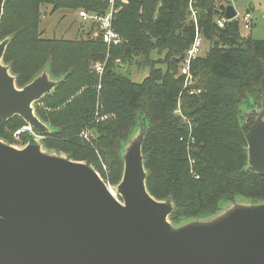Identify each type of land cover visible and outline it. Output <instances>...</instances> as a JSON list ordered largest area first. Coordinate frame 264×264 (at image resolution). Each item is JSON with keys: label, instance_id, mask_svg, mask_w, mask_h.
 I'll list each match as a JSON object with an SVG mask.
<instances>
[{"label": "trees", "instance_id": "trees-1", "mask_svg": "<svg viewBox=\"0 0 264 264\" xmlns=\"http://www.w3.org/2000/svg\"><path fill=\"white\" fill-rule=\"evenodd\" d=\"M189 3L116 0L115 6L122 10L114 26L125 40L109 52L101 34L80 40L49 39L40 30L43 4L52 5L53 11L82 8L102 14L109 8L107 1L7 0L0 23V39L11 38L4 62L20 86L47 66L54 77L62 78L36 106L40 118L54 128L53 133L34 130L50 136L45 140L48 147L88 162L106 181L117 184L124 168L123 143L139 118L148 121L143 143L147 186L157 199L174 201V222L214 213L224 199L264 200V175L245 170V132L251 120L242 121L239 109L250 97L258 107L264 103V39L253 36L255 24L251 33L243 34L238 19L219 27L226 1L196 0L209 50L193 62L194 85L201 92L190 95L183 90L184 77L179 73L195 35ZM154 50H165L166 59L155 60ZM135 56L149 67L141 82L120 71L122 63ZM98 61H107L101 80L94 69ZM98 103L102 112L115 117L96 123ZM179 106L183 116L192 120L191 126L183 122ZM26 125L20 116L0 121V138L14 143V133ZM86 128L96 135L93 145L81 136ZM191 128L196 144L189 147L181 137L187 139ZM22 136L29 138L28 133ZM100 158L108 165V174Z\"/></svg>", "mask_w": 264, "mask_h": 264}, {"label": "water", "instance_id": "water-1", "mask_svg": "<svg viewBox=\"0 0 264 264\" xmlns=\"http://www.w3.org/2000/svg\"><path fill=\"white\" fill-rule=\"evenodd\" d=\"M225 16H237L233 4ZM10 39H0V121L20 116L33 131L53 133L36 104L62 78L47 66L20 86L4 62ZM247 114L245 170L264 175V103ZM145 134L146 126L137 128L123 143L116 185L42 140L18 147L0 138V264H264V200L235 197L174 222V201L147 186Z\"/></svg>", "mask_w": 264, "mask_h": 264}, {"label": "rangeland", "instance_id": "rangeland-1", "mask_svg": "<svg viewBox=\"0 0 264 264\" xmlns=\"http://www.w3.org/2000/svg\"><path fill=\"white\" fill-rule=\"evenodd\" d=\"M103 1H107L109 3V8H108V10H106V12L109 11L111 8H114L116 10L115 15H116V19H117V15L122 10V7L117 8L115 6L116 0H114L113 2H111L110 0H103ZM233 3H234L236 10L239 13H243L249 8L252 9V12L254 14V20H255V28L252 31L253 36L264 39V0H234ZM40 10L42 13L40 30L43 31V37H45V38H49V39L65 38V39H69V40H80L82 38L87 37V35H89V34L91 35L92 38H95V37L99 36V34H101L100 29L97 27V25L95 23L85 21L79 16V11L80 10H86V9H82V8H80V9H58L56 11H53L52 5L43 4V5H41ZM239 23H240L241 32L243 34L251 33V31L244 29L240 20H239ZM70 28H72V30ZM109 50L110 49L108 48V52H109ZM208 50H209V45L205 44V46L203 47L202 54L205 55L208 52ZM151 57H153L155 60H164V59H166V51L163 50V51L159 52L158 50H154L151 53ZM107 59L108 58H106V60ZM158 66H161L163 70L166 69L165 64H159ZM120 71L122 73L126 74L127 76L131 77L134 81L141 82L149 74V67L147 65H145L144 59L142 57L135 56L132 59V61H130L129 63L128 62L125 64L122 63V65L120 67ZM196 83H197V81L195 80V85H196ZM253 102H254L253 97H250V98L243 100L241 102V104L239 105V109L241 110L240 116L242 117L241 118L242 121H244V122L246 121L248 110L252 109L253 107L255 108L256 105ZM102 108L103 107L98 108V106H97V111L99 109L100 114H105L104 112H102ZM106 120H109V119L101 120L99 122H103ZM95 122L98 123V121H96V120H95ZM147 123H148L147 120L144 121V119L139 118L137 123H136V126L134 127L133 132L136 131L137 128H144V126H147ZM20 130H22V131L20 132L19 136L15 135V133L17 131L14 133L15 142L12 144H14L18 147H23L29 141L37 139V140L44 141L45 149L57 151V152H62L63 154H66L65 152H63L61 150H57L55 148H50L47 146L45 140H48V138L50 136L44 137L43 135H41V134L39 135L36 132L24 131L23 127ZM24 133H28V136H29V138L26 140L22 136V134H24ZM95 138H96V135H95ZM95 138L92 139V142H94ZM100 161L102 163V166H103V164H105L107 166L106 172L108 174L109 173L108 165L103 161L102 158H100ZM107 182L110 183L109 181H107ZM110 184L116 185L114 183H110ZM228 200L229 199H224L222 202H226ZM231 200H233V199H231Z\"/></svg>", "mask_w": 264, "mask_h": 264}, {"label": "built area", "instance_id": "built-area-1", "mask_svg": "<svg viewBox=\"0 0 264 264\" xmlns=\"http://www.w3.org/2000/svg\"><path fill=\"white\" fill-rule=\"evenodd\" d=\"M113 2L114 0H110ZM218 2L226 1L229 4H233L234 0H217ZM196 0H190L189 6H190V14H189V19L193 23L194 28H195V35L192 40V43L188 47L185 56L183 57L180 68H179V73L184 77V87L183 90L187 92L190 95H196L201 92L200 89L195 87V76L193 73L192 65L193 62L202 56V51L203 47L205 46V37L202 31V28L200 26V20H199V10L195 6ZM115 9L111 8L109 11L105 13H98V12H89L87 10H80L79 11V16L88 22L95 23L97 27L100 29V33L103 36L104 43L107 44L108 48L110 49L113 46H119L124 42V38L122 35L116 30L114 26V21L116 20V15H115ZM234 19H239L240 22L242 23L243 27L245 30L251 31L254 27L255 20H254V14L252 11L246 10L243 13H239L237 11V16ZM230 21L226 18L225 12L222 16H220L217 20V24L219 27H224L226 23ZM117 62L121 63V59H117ZM107 61H98L94 65L95 72L98 74L100 77V80L102 79V76L105 71ZM98 90H101L102 84L101 82L98 84ZM102 107L100 103H98V108ZM179 113L180 111V106L178 109ZM115 115L112 113H105V114H100V111L96 112V121H101L105 119H112L114 118ZM181 117L184 123H188L191 126V119L186 118L183 116L181 113ZM24 131H30L34 132L33 129L30 126H24L23 127ZM22 130H18L15 135L19 136L20 132ZM81 136L86 139L87 141L92 143V137L95 136L94 133L92 132L91 129L87 128L84 129L81 133ZM182 141H187L188 146L191 147L196 144L195 138L192 136V128L190 129V134L188 135L187 139L185 137H181ZM191 164L195 163L193 159L190 160ZM104 170L107 171V166L103 164ZM193 168V167H192ZM192 172L194 173V176L199 178V175L194 172V169H192Z\"/></svg>", "mask_w": 264, "mask_h": 264}, {"label": "crops", "instance_id": "crops-1", "mask_svg": "<svg viewBox=\"0 0 264 264\" xmlns=\"http://www.w3.org/2000/svg\"><path fill=\"white\" fill-rule=\"evenodd\" d=\"M247 10H248V9H247ZM70 29L72 30V28H70ZM70 29H69V30H70ZM71 30H70V31H71Z\"/></svg>", "mask_w": 264, "mask_h": 264}]
</instances>
